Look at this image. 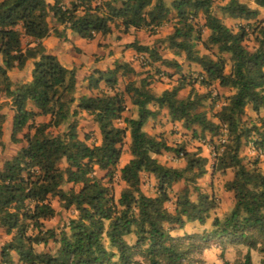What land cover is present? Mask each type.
<instances>
[{
  "label": "trees",
  "instance_id": "obj_1",
  "mask_svg": "<svg viewBox=\"0 0 264 264\" xmlns=\"http://www.w3.org/2000/svg\"><path fill=\"white\" fill-rule=\"evenodd\" d=\"M249 2L264 9V0H226L220 16L212 12L213 0H69L67 5L0 0V95L13 111L9 140L21 144L0 166V229L8 237L0 245V264H203L199 254L215 238L244 245L241 264H252L250 251L260 254L257 264H264V172L256 160L245 163L240 155L249 138L253 148L264 149V26ZM226 18L246 25L233 30ZM169 21L166 47L199 69L200 87L212 92L217 84L231 92L210 116L203 107L209 91L205 95L188 85L186 96H179L184 77L158 95L150 89L149 75L127 79L120 89V79L135 74L125 61L92 71L90 93L77 97L75 69L65 68L42 43L51 34L64 39L66 29L92 40L113 28L154 33ZM249 34L254 38L250 49ZM199 42L208 53H199ZM127 46L144 55L147 65L160 62L181 74L180 64L162 58L154 47L136 41ZM29 60H34L30 80L13 83L9 71L22 70ZM127 101L134 117L125 115ZM246 109L251 115L243 120ZM81 112L96 124L99 140L89 144L88 135L80 138ZM161 113L193 134L215 136L224 130L212 174L231 172L223 188L232 194L233 205L223 218H213L209 233L171 234L186 223H203L216 204L197 183L207 173V158L198 149L170 147L145 130ZM125 139L129 158L120 165ZM161 151L181 157V165L160 163ZM96 170L104 175L96 176ZM114 174L124 184L117 198L108 186ZM142 176L154 182V194L142 191ZM53 199L73 212L59 229L44 224L55 215Z\"/></svg>",
  "mask_w": 264,
  "mask_h": 264
},
{
  "label": "rangeland",
  "instance_id": "obj_2",
  "mask_svg": "<svg viewBox=\"0 0 264 264\" xmlns=\"http://www.w3.org/2000/svg\"><path fill=\"white\" fill-rule=\"evenodd\" d=\"M168 1V0H167ZM226 0H213V7L212 12L220 16L219 12V6L225 3ZM259 19V18H258ZM225 22V21H224ZM240 23V24H238ZM262 25L264 26V19L261 20ZM168 25H165L161 27L160 29L157 28L154 33H152L149 30H146L143 32V40L145 42L149 41V37L151 36H159L155 38L152 42L149 41V44H147V47H154L155 49L160 52V55L164 57H169L168 55L172 53L170 50H166L167 43L165 41L167 35L171 33L172 31V23L167 22ZM227 26L235 30L239 25H246V22H237V20H233L231 22H225ZM250 24H253V21L250 22ZM117 31L121 32L120 30L116 29ZM206 31L202 30V37L205 38ZM253 36L251 34L248 35L246 38L245 44L250 49L254 45ZM151 47V48H152ZM161 47H164L161 49ZM196 49L199 51L200 54L208 53L201 42H199L196 45ZM214 48L212 51H215ZM178 60L181 62L180 64V70L181 74L176 73L175 69L162 65L160 62H155L153 65L149 66L147 65L148 62L146 61L144 64L141 62L135 63V61L130 62L135 65V74L130 75L125 78H121L119 81V87L120 89L123 88V85L127 79H135L137 80L140 77H146L149 75L151 77L150 80V89L151 91L156 90L158 91L161 85H170L171 87L175 86L177 84V80L180 77H184V83L186 84V87L182 89L179 92L180 97H184L191 85L195 91H198L199 93L205 94L207 91L204 88H201L199 83H197L196 78L198 76V68L194 64H189L187 62H183V57L176 55ZM182 75V76H180ZM158 89V90H157ZM211 91H209V96L203 101V107L206 110L208 116L212 115L214 112H216L221 103L223 102V99L225 95L228 93V90H219L217 88H211ZM6 97L3 95H0V107H5V103H9L8 100H5ZM214 99V100H213ZM9 110L8 105L4 108L5 113ZM135 114V108L127 101V111L125 113L126 116H133ZM251 115V112L249 109H246V114L243 116V120H246L247 117ZM81 119V118H80ZM79 119V120H80ZM5 121V120H4ZM85 121V120H83ZM4 123V122H3ZM88 124H84L85 131L79 132V136L82 138L84 135H88L90 138L88 140V143H92L95 141V133L91 129V127L86 126ZM123 126V124H121ZM145 128L151 135H154L158 139H164V141L167 143L170 147L175 146H183L184 149L188 151H193L195 149H198L200 151V154L203 153L207 158V173L204 177L199 179L197 183L199 184L200 188L206 192L208 195H211L215 199L216 207L211 210L208 213L207 218L203 223H199L197 221L195 222H189L184 225L182 229L174 228V230L171 232L173 236H179L182 234H190V233H209L212 229V220L214 217L223 218L231 209L233 205V197L230 192L224 191L223 184L225 181H227L230 176L231 172L227 171L224 174L220 173H214L212 174V164L214 161V149L215 147H218L221 142L219 141V138L224 137V130H219V133L215 136H210L208 133H205L204 135H198L193 134L191 130H185L180 127L179 123L171 122L169 121L166 116L161 113L155 120L150 121L145 125ZM60 128L59 130H61ZM58 130V131H59ZM55 132V131H54ZM3 138L6 139V142L3 141ZM251 139L244 143L240 150V155L242 156L245 163H252V161L256 160L258 167L261 171L264 172V149L261 153L259 151H255V148H253L251 144ZM127 139L124 140L123 145V153L120 161V165L124 163L128 158V152L126 149L127 146ZM203 146L206 147L203 149ZM20 147V144H13L10 142L9 138H6V135L3 136V130H1L0 134V166L3 162V160L10 158ZM157 160L166 165V166H173L178 167L181 164V157L176 156L173 152H165L161 151L160 154L156 155ZM65 164L62 162L61 167H64ZM96 176L102 177L104 175L103 171L96 170ZM107 181V178L104 179V182ZM108 186L111 189L112 195L117 198L119 196V193L121 189L124 187V184L118 180L117 174H114L113 179L111 182H108ZM181 187V184H175L173 186V190L171 193V198L173 200V193H175L179 188ZM69 185H64L63 189H68ZM141 189L144 193L147 195H152L155 192V185L154 182L147 181L145 179V176H142L141 179ZM52 204L56 210L55 215L52 218H49L45 220L44 224L46 227H52L55 229L61 228L63 225H65L69 218L73 216V212L71 210H64L61 207H59L58 203L56 202V199L52 200ZM169 210L173 209V205L171 202L166 204ZM8 237L3 233L2 229H0V245L2 242H4ZM246 252V247L244 245L230 242L229 239L226 238H215L212 241L207 242L199 254V257L203 264H223L224 262H227V264H241L243 260V256ZM252 264H257L260 259V254L256 251H250Z\"/></svg>",
  "mask_w": 264,
  "mask_h": 264
},
{
  "label": "crops",
  "instance_id": "obj_3",
  "mask_svg": "<svg viewBox=\"0 0 264 264\" xmlns=\"http://www.w3.org/2000/svg\"><path fill=\"white\" fill-rule=\"evenodd\" d=\"M45 1L50 4L53 3V0H45ZM61 2L67 5L69 0H61ZM248 5L251 8H257L252 2H249ZM257 9L259 11L257 19L259 18V20L261 21L264 19V9L262 8H257ZM231 21L233 20L227 18L225 20L226 23ZM237 22H244V21L237 20ZM53 25H54L53 23L50 24V26ZM165 25H168L167 22H163L158 28L160 29ZM57 27L58 29L62 28V26L60 25H57ZM144 31L146 30L130 28L128 32L122 33L113 28L112 32L105 36L97 35L92 40H85L76 33L70 31L69 29H66L64 39L58 38L55 35L51 34L45 39H43L42 43L45 47L46 52L56 56L57 59L65 68L75 69L76 72L75 95L78 97L82 94L90 93L87 90V77L92 73V71L94 70L104 71L107 69H111L113 68V64L115 61H125L128 63L135 61V63L137 64L138 57L141 55V53H138L132 47H128L127 45L133 41H136L139 45L146 46L147 44H149V41L152 42L153 40H155V38L159 37V36H151L149 37V41L145 42L143 40ZM27 40H28L27 38H24L23 44L26 43ZM162 48L164 47H161V49ZM166 50H170V49L166 47ZM170 51H172V53L168 55L169 57H164L161 55L162 58L175 59L179 64H181V62L177 59L178 57L174 54V51L173 50ZM179 56L183 57V54ZM182 61L184 62V58ZM33 62L34 60L27 61L25 67L22 70L12 69L11 71H9V77L11 81L15 84L27 83L31 78V70L33 68ZM135 63L131 65L134 68L136 65ZM214 86L215 88L221 91L228 90V93L225 96H228L231 93L230 90L227 88L219 87L217 84H214ZM170 88H171L170 85L164 84L161 85L159 90L157 89L158 91L153 90L152 93L154 95H158L164 89H170ZM5 100L9 101L8 98H6ZM8 107L9 110L7 111V113L4 112V108L2 109V112L5 113L6 118L4 123L2 124L1 130H3V136L6 135V138H9L10 136L11 126H12L11 121L13 116V111L10 109V105ZM28 107L33 108L31 103H28ZM163 112L166 111L163 110ZM260 114L261 116H264V110H262ZM79 115L81 119L79 120L78 123V132L85 131L84 124H88L86 126L91 127V129L95 133L96 139L99 140L100 136L96 124L91 121L90 117L87 116L85 112H81ZM134 116L135 114L133 115V117ZM38 120L46 121L47 118L39 117ZM150 121L153 120H149L147 123H149ZM145 130L147 131L146 128ZM3 141L6 142V139L3 138ZM205 148L206 147L203 146V149ZM201 155L204 157L207 156L203 153H201Z\"/></svg>",
  "mask_w": 264,
  "mask_h": 264
},
{
  "label": "built area",
  "instance_id": "obj_4",
  "mask_svg": "<svg viewBox=\"0 0 264 264\" xmlns=\"http://www.w3.org/2000/svg\"><path fill=\"white\" fill-rule=\"evenodd\" d=\"M145 60H146V59H145V56L142 55V54L138 57V62H141V63L144 64V63L146 62ZM219 141H220L221 143H223V142L225 141V138H224V137L219 138ZM255 151H259V153L262 152V150H256V149H255Z\"/></svg>",
  "mask_w": 264,
  "mask_h": 264
}]
</instances>
